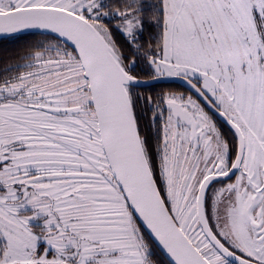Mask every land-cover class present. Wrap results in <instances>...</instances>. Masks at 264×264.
I'll use <instances>...</instances> for the list:
<instances>
[{
  "label": "snow or ice",
  "instance_id": "6c2138e0",
  "mask_svg": "<svg viewBox=\"0 0 264 264\" xmlns=\"http://www.w3.org/2000/svg\"><path fill=\"white\" fill-rule=\"evenodd\" d=\"M0 264H264V0H0Z\"/></svg>",
  "mask_w": 264,
  "mask_h": 264
}]
</instances>
